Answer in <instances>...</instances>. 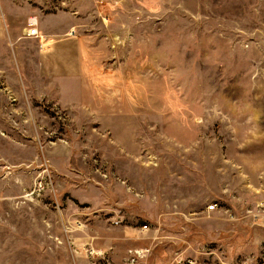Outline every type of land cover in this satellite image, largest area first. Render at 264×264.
<instances>
[{
    "label": "rangeland",
    "instance_id": "obj_1",
    "mask_svg": "<svg viewBox=\"0 0 264 264\" xmlns=\"http://www.w3.org/2000/svg\"><path fill=\"white\" fill-rule=\"evenodd\" d=\"M0 264H264V0H0Z\"/></svg>",
    "mask_w": 264,
    "mask_h": 264
},
{
    "label": "built area",
    "instance_id": "obj_2",
    "mask_svg": "<svg viewBox=\"0 0 264 264\" xmlns=\"http://www.w3.org/2000/svg\"><path fill=\"white\" fill-rule=\"evenodd\" d=\"M29 35H34V36H36L37 35V31H36V29L35 28H31L30 30H29V33H28ZM209 208H213L212 206H209Z\"/></svg>",
    "mask_w": 264,
    "mask_h": 264
}]
</instances>
